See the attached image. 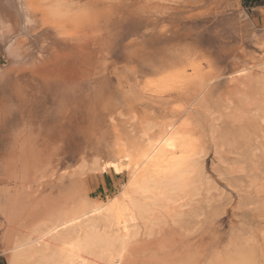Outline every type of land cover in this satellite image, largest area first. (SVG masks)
Returning <instances> with one entry per match:
<instances>
[{
	"label": "rangeland",
	"instance_id": "374dc122",
	"mask_svg": "<svg viewBox=\"0 0 264 264\" xmlns=\"http://www.w3.org/2000/svg\"><path fill=\"white\" fill-rule=\"evenodd\" d=\"M47 3V18L79 20L68 29L76 38L63 36L90 42L93 63L79 53L78 84L48 92L45 113L29 82L0 88V260L10 239L81 192L116 193L125 179L100 171L113 140L132 118L172 110L198 126L202 182L172 230L138 242L122 264H264V12L257 20L242 0ZM166 73L180 74L166 98L138 93Z\"/></svg>",
	"mask_w": 264,
	"mask_h": 264
},
{
	"label": "bare ground",
	"instance_id": "6f19581e",
	"mask_svg": "<svg viewBox=\"0 0 264 264\" xmlns=\"http://www.w3.org/2000/svg\"><path fill=\"white\" fill-rule=\"evenodd\" d=\"M36 2L0 0V88L9 86L10 82L14 88L18 83L26 86L29 82L41 95L38 107L45 113L48 92L61 87L74 90L78 84L71 70L80 63L82 54L85 56L82 60L89 67L93 62L89 64V55L86 57L83 51L88 49L90 42L88 45L84 41L83 45V36L79 42L68 40L63 36L66 33L62 34L55 26L58 18H47L48 11L37 13ZM247 72L243 69L236 71L234 75L237 77L231 79L237 81ZM161 75L155 81L146 79L148 83L138 93H144L151 100L166 98L170 87L172 89L173 84L179 82L180 74H175L176 77L164 74L162 78ZM191 81L195 83V80ZM21 89L19 87L18 91ZM179 104L184 106L183 102ZM170 111L164 118H152L146 114L134 117L129 131L115 141L112 139L113 147L107 150V160H102L100 171H105V166L114 159L122 162V172L116 173L111 167L108 169L125 179L116 193L103 199L91 198L81 192L27 233L10 239L5 249L6 264H122L138 242L161 236L165 228L175 225L181 209L198 194L205 150L198 145L195 133L198 126L195 124V127L188 116L177 117ZM169 139L173 142L171 147L166 143Z\"/></svg>",
	"mask_w": 264,
	"mask_h": 264
},
{
	"label": "snow or ice",
	"instance_id": "6c2138e0",
	"mask_svg": "<svg viewBox=\"0 0 264 264\" xmlns=\"http://www.w3.org/2000/svg\"><path fill=\"white\" fill-rule=\"evenodd\" d=\"M35 10L37 11V13L40 12H44V11H50V5L47 3V0H37L36 4H35ZM54 15H57L59 17V19L57 20L56 23V27L57 30L59 32L63 33H68V35H70L73 39L76 38V33L75 32H68V29L73 25V24H78L79 20L78 19H72V20H65L63 18V14L62 13H55ZM25 35H27V33H25ZM152 142L149 141V144H151ZM159 143V142H157ZM167 145L169 147L172 146L173 142L171 139H169L167 142ZM121 161L119 159H114V162L111 163L110 165H106L105 166V171L107 172L109 167H111L112 169L115 170L116 173H120L123 171L122 167H121ZM85 264H87V262H85Z\"/></svg>",
	"mask_w": 264,
	"mask_h": 264
},
{
	"label": "crops",
	"instance_id": "0c3cea01",
	"mask_svg": "<svg viewBox=\"0 0 264 264\" xmlns=\"http://www.w3.org/2000/svg\"><path fill=\"white\" fill-rule=\"evenodd\" d=\"M242 4H248L247 8L256 13L257 20L262 19L259 10L264 12V0H242ZM0 264H4V262L0 260Z\"/></svg>",
	"mask_w": 264,
	"mask_h": 264
}]
</instances>
